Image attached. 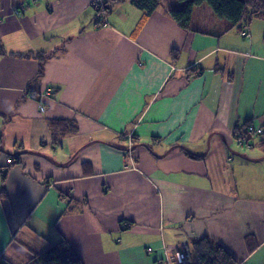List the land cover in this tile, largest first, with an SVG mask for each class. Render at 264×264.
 I'll return each instance as SVG.
<instances>
[{
	"label": "crops",
	"instance_id": "0c3cea01",
	"mask_svg": "<svg viewBox=\"0 0 264 264\" xmlns=\"http://www.w3.org/2000/svg\"><path fill=\"white\" fill-rule=\"evenodd\" d=\"M94 1L0 0V264L61 239L81 264H195L198 239L264 264V18Z\"/></svg>",
	"mask_w": 264,
	"mask_h": 264
},
{
	"label": "trees",
	"instance_id": "16d2710c",
	"mask_svg": "<svg viewBox=\"0 0 264 264\" xmlns=\"http://www.w3.org/2000/svg\"><path fill=\"white\" fill-rule=\"evenodd\" d=\"M98 1V0H95ZM129 1L135 7L146 13H151L159 4L160 0H101L93 5L97 21L103 18L111 7L117 3ZM185 1L183 8H170V17L182 28H187L190 22L192 8L195 5L206 3L218 18L229 21L230 26L239 23H247L255 17L264 18V0H179ZM1 51V48H0ZM39 54H36L37 57ZM50 125L61 128V134L67 133L63 124L56 120ZM259 142L264 145V127L258 134ZM15 158V155H11ZM15 160V159H14ZM4 174V173H2ZM3 177V175H2ZM192 250L195 264H237L236 260L220 245L212 246L207 239H198L192 242ZM10 264V263H6ZM24 264H81L79 256L63 239L35 253L28 262Z\"/></svg>",
	"mask_w": 264,
	"mask_h": 264
},
{
	"label": "built area",
	"instance_id": "2783aa9c",
	"mask_svg": "<svg viewBox=\"0 0 264 264\" xmlns=\"http://www.w3.org/2000/svg\"><path fill=\"white\" fill-rule=\"evenodd\" d=\"M97 2H101V0L94 1L93 5L97 4ZM45 95H46L45 92L41 93V96H45ZM41 109H44V108L41 107ZM262 131H263V127H254L251 124H248L245 130L246 133L254 134V135L255 134L257 135L261 133ZM235 138L239 145H243L246 143L244 131L236 132ZM147 249L150 250L151 248L148 247ZM172 253H173V260L171 264H191L192 263L191 257L189 256L188 251L186 250V246L181 245L178 248H175Z\"/></svg>",
	"mask_w": 264,
	"mask_h": 264
}]
</instances>
